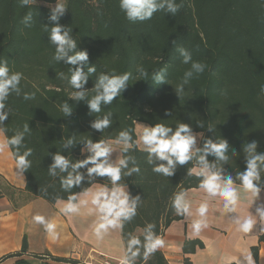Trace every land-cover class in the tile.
Returning a JSON list of instances; mask_svg holds the SVG:
<instances>
[{
    "label": "trees",
    "instance_id": "16d2710c",
    "mask_svg": "<svg viewBox=\"0 0 264 264\" xmlns=\"http://www.w3.org/2000/svg\"><path fill=\"white\" fill-rule=\"evenodd\" d=\"M53 3L55 0H37L33 6L22 8L18 0H0V61L7 62L10 72L23 73L22 94H10L6 110L11 111L0 128L6 129L3 133L10 138L28 125L29 132L19 149L21 153L32 150L28 157L31 167L24 172L27 191L55 202L85 191L94 182L111 187L107 177H88L86 168H81L78 171L84 180L65 191L60 180L67 173L57 170L53 177L48 169L55 154L65 155L72 162L85 159L91 155L83 151L85 140H115L126 129L135 145L128 155L135 157L140 171L122 175L120 183L142 202L136 216L121 230L122 240L130 235L142 239L148 223L154 224L156 235H160L172 220L182 218L171 208L174 193L199 185L200 178L188 175V170L197 166L199 153L188 164L177 165L171 177L155 173L153 165L147 163V153L137 146L135 122L150 127L162 123L173 130L186 123L193 133L202 134L196 149L202 150L208 140L227 142V162L211 155L207 159L222 170L224 177L234 175L233 182L241 184L238 174L246 170L244 146L256 141L257 152H264V94L260 91L264 85V0H176L182 7L175 16L157 12L144 22L128 21L119 0H66L67 9L59 23L71 29L75 51H87L84 70L96 68L84 88L89 96L79 101L72 98L77 89L58 77L60 72L70 75L76 66L52 59L55 45L45 29L50 31L53 23L48 19V4ZM29 11L33 21L26 27L21 21ZM179 46L190 50L194 61L208 65L184 86L182 96L176 93V85L190 64L181 63L176 51ZM139 67L148 71L147 79L139 76ZM162 68L166 69L162 73L165 82L157 84L153 75ZM124 72L131 74L126 89L111 104L102 105L100 113H91L87 99L94 95L96 78L101 73ZM25 92L34 93L35 98L24 100ZM64 103L71 108L68 115L62 112ZM108 112L112 113V123L107 129L98 132L91 128L94 120ZM69 138L75 142L65 147ZM263 237L264 231L260 239ZM195 244L202 245L194 240L185 247L193 250ZM136 264L145 262L141 257ZM147 264L167 262L157 250Z\"/></svg>",
    "mask_w": 264,
    "mask_h": 264
},
{
    "label": "clouds",
    "instance_id": "9594fccd",
    "mask_svg": "<svg viewBox=\"0 0 264 264\" xmlns=\"http://www.w3.org/2000/svg\"><path fill=\"white\" fill-rule=\"evenodd\" d=\"M20 7H28L36 4L37 0H18ZM50 13L48 19L53 22L48 37L50 43L55 45V52L52 57L54 61L63 60L68 65L76 66L70 71V75L64 72L58 73L61 80H67L68 84L77 91L72 98L75 100H85L89 93L84 88L91 74L96 73L95 66H89L87 71L84 70V64L88 61V53L85 50L75 51L76 40L70 37V28L59 23L60 18L64 15L67 6L66 0H55L54 5H49ZM182 7V3H176V0H119V8L124 13L125 18L131 22H144L150 20L154 13L167 12L175 16ZM33 14L31 11L22 18V23L26 27L31 26ZM178 52L181 63L190 64V68L184 71L180 82L176 85V93L180 96L184 94V86L202 74L208 65L194 61L190 50L183 46H179ZM139 76L147 79L148 71L143 67L137 69ZM166 69H160L155 72L153 79L157 84L165 82L162 75ZM130 73L121 74L101 73L95 82L93 88L94 95L87 99V106L91 113H100L102 105L111 104L114 99L121 95L126 89L130 79ZM23 73L16 71L10 72L6 61H0V125L8 118L10 109L6 110V101L10 94L20 96L22 89L20 82ZM261 93L264 94V85L261 86ZM35 98L34 93H23L24 100ZM62 112L65 115L71 113V108L67 103L62 105ZM111 112L100 119H96L91 123V128L98 132L107 129L112 120ZM201 127L203 125H200ZM6 129L0 128V132ZM29 132L28 125L23 126V131H17L10 138L4 140L5 148H12L14 151L10 153L14 159V167L18 175L31 167V161L28 159L32 155V150L28 149L22 153L19 151L25 133ZM74 140L69 138L65 142V147L72 146ZM142 151L147 153V163L153 165L152 171L165 177H171L177 165H186L192 161L199 153L196 159V165L188 170V175L200 178L199 189L203 190L206 199L201 202L193 212L192 202L188 199V193L184 190L174 193L171 198V208L177 216L195 218L191 223L192 237H199L201 232L209 227L208 210L209 199H219L222 202L223 211L231 216L233 223L237 226V231L247 234L252 231L255 221L251 216L241 218L236 215L237 206L241 199L240 190L234 187L231 176L224 177L222 170L217 169L214 164H210L207 157L214 156L217 161L227 162L228 144L225 141L213 142L208 140L205 142L203 149H195L196 137L191 127L186 123H179L175 130L170 126L162 123H156L151 127H145L141 130L138 141ZM113 144L119 146V150L123 155L118 161L111 162L115 148ZM133 137L129 130H122L114 142H106L105 140H85L84 147L91 153L87 158L72 162L65 155L55 154L53 161L48 169L50 176H57L60 173H67L60 180L61 188L65 191L79 186L84 180V176L78 171L86 168L88 177L98 176L107 177L111 182V187L99 185L90 187L84 192V196L88 199H78L77 194L73 193L67 197V202L63 203L60 212L64 215L78 214L82 206L91 204L90 212H95L97 216L93 231L97 240L103 239L104 235L110 229H123L125 223L132 221L137 214V208L141 204L142 199L139 195L132 197L126 190V185L120 183L123 176H130L133 173H139L140 169L136 164V159L132 155H128L134 148ZM246 156V170L238 174V178L242 185V190L250 194L249 201L258 197L261 191V176L264 173V152H257V142L251 141L244 146L243 149ZM161 161V163H154ZM166 162V163H165ZM131 165V167L129 166ZM264 215V211L261 212ZM36 224L42 225L49 236L55 240L58 238L56 231L57 225L47 220L43 215L34 217ZM155 225L148 223L142 230L141 236L130 235L122 245V254L119 264H136L138 258L143 259L145 264L156 251L164 247V240L156 235ZM228 264H232L228 261ZM237 264H255L251 253L242 255L241 259L237 258Z\"/></svg>",
    "mask_w": 264,
    "mask_h": 264
},
{
    "label": "crops",
    "instance_id": "0c3cea01",
    "mask_svg": "<svg viewBox=\"0 0 264 264\" xmlns=\"http://www.w3.org/2000/svg\"><path fill=\"white\" fill-rule=\"evenodd\" d=\"M145 127L150 126L135 122L139 148V132ZM5 139L4 133L0 132V264H86L100 261L101 254L120 259L124 243L121 229H110L103 239L97 240L93 231L97 216L89 211L91 204L82 206L78 214L64 215L60 208L66 199L49 202L27 191L24 173L22 176L17 174L10 148L3 146ZM198 145L196 139L194 150ZM113 147L115 151L109 159L116 162L122 156L119 146L113 144ZM83 151L87 149L84 147ZM99 185L104 184L94 182L88 188ZM233 186L240 190L241 196L236 215L241 218L251 216L255 221L252 231L247 234L237 231L231 216L224 213L222 202L209 199V227L199 237L191 234L195 215L172 220L158 235L165 242L158 250L167 264H228V261L237 264V258L248 253L252 254L255 264H264V237L260 239L264 231V215H261L264 189L261 188L258 197L250 202V194L243 192L241 184L234 182ZM85 191L77 193L78 199H88L84 196ZM185 191L195 213V208L206 199L205 193L199 187ZM36 215H43L57 225V239L53 240L42 225L35 223ZM194 240H199L202 245L195 244L193 250L186 249V244ZM24 241L26 248L22 249Z\"/></svg>",
    "mask_w": 264,
    "mask_h": 264
},
{
    "label": "built area",
    "instance_id": "2783aa9c",
    "mask_svg": "<svg viewBox=\"0 0 264 264\" xmlns=\"http://www.w3.org/2000/svg\"><path fill=\"white\" fill-rule=\"evenodd\" d=\"M86 264H119V259L101 254V259L98 262H88Z\"/></svg>",
    "mask_w": 264,
    "mask_h": 264
},
{
    "label": "rangeland",
    "instance_id": "374dc122",
    "mask_svg": "<svg viewBox=\"0 0 264 264\" xmlns=\"http://www.w3.org/2000/svg\"><path fill=\"white\" fill-rule=\"evenodd\" d=\"M49 5H54V3H53V4H48V6H49ZM140 132H141V131H140ZM140 132H139V135H140ZM195 137H196V139L200 142L202 135H201V133H200V134H196ZM230 176H231L232 178L235 177L234 175H230ZM0 184H1V181H0Z\"/></svg>",
    "mask_w": 264,
    "mask_h": 264
}]
</instances>
